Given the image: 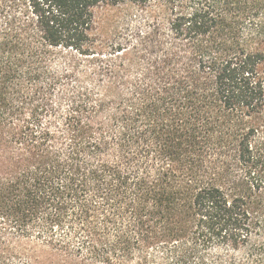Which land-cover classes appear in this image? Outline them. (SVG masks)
<instances>
[{
	"label": "trees",
	"instance_id": "obj_1",
	"mask_svg": "<svg viewBox=\"0 0 264 264\" xmlns=\"http://www.w3.org/2000/svg\"><path fill=\"white\" fill-rule=\"evenodd\" d=\"M0 264H264V0H0Z\"/></svg>",
	"mask_w": 264,
	"mask_h": 264
}]
</instances>
